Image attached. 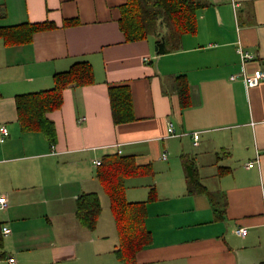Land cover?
<instances>
[{
	"label": "crops",
	"instance_id": "crops-1",
	"mask_svg": "<svg viewBox=\"0 0 264 264\" xmlns=\"http://www.w3.org/2000/svg\"><path fill=\"white\" fill-rule=\"evenodd\" d=\"M126 1L0 0V31L9 38L0 36V199L8 202L0 226L10 229L1 235V264L10 257L15 264H123L94 165L111 154L133 156L142 169L126 181L129 202L155 197L145 220L151 243L133 264H264V80L250 89L244 80L264 71V0H196L197 32L163 55L149 39L126 41ZM45 23L54 27L16 40L15 32ZM239 49L251 58L243 62ZM78 62L91 64L95 83L66 89L62 107L49 113L56 143L23 132L17 97L52 89L54 75ZM180 76L189 84L186 107ZM118 85L131 89L135 116L122 125L114 124L109 98ZM184 160L217 204L189 193ZM88 193L103 206L95 231L76 217L77 200ZM241 228L244 237L236 234Z\"/></svg>",
	"mask_w": 264,
	"mask_h": 264
},
{
	"label": "trees",
	"instance_id": "trees-1",
	"mask_svg": "<svg viewBox=\"0 0 264 264\" xmlns=\"http://www.w3.org/2000/svg\"><path fill=\"white\" fill-rule=\"evenodd\" d=\"M201 6L196 0H127L122 6L120 28L129 43L147 40L151 34H155L156 54H167L178 49L180 36L197 32V11ZM53 27L47 23L29 25L22 34L18 32L14 34L19 35L16 36V40L29 42L36 32ZM0 36L6 41L9 39L5 30L0 31ZM177 80L181 105L186 107L190 104L189 84L184 76L178 77ZM53 83V88L50 90L20 95L16 99L21 130L39 132L51 144L56 143L57 133L54 122L48 117L49 113L62 107L63 93L66 89L94 84L95 73L88 62H78L68 71L56 73ZM109 98L115 125L127 124L135 119L133 97L129 86H111ZM184 163L189 177V193H204L214 204H217L215 195L199 184L195 169H191L186 160ZM141 170L133 156L111 154L104 158L97 171V178L109 199L120 239L115 256L123 264H133L138 253L149 245L152 239L145 220L147 202L154 200L155 197L150 193L146 202H129L126 196L127 179L141 173ZM216 210L219 214L222 213L218 208ZM102 213L103 206L97 193L84 194L78 198L76 217L81 226L95 231Z\"/></svg>",
	"mask_w": 264,
	"mask_h": 264
},
{
	"label": "built area",
	"instance_id": "built-area-1",
	"mask_svg": "<svg viewBox=\"0 0 264 264\" xmlns=\"http://www.w3.org/2000/svg\"><path fill=\"white\" fill-rule=\"evenodd\" d=\"M239 54H240L243 62H246V60H249L251 58V56L248 53L244 52L242 49H239ZM244 80H245L246 87L248 89L257 87L261 83V81L264 80V71L257 70V71H255V73L252 76H248L246 73H244ZM1 130L3 133V138H1V142H4V140H5L4 138L9 135V132L5 128H2ZM168 134H169V137L175 136V127L173 124H169ZM193 138H194L196 145H197L198 140H199V133H194ZM162 157H163V159H166L167 154L164 153ZM259 163H260L259 159L257 158L256 160L250 162L247 165V168L251 169L256 165H259ZM94 165L99 167L102 165V162L101 161H95ZM7 207H8L7 200L5 197H2L0 199V211L5 210ZM9 233H10V229L8 226H4V225L0 226V235H7ZM236 234L240 237H244L247 234V230L245 228L238 229L236 231ZM1 262H2V257L0 254V264H1ZM7 263L8 264H15V259L10 257L7 259Z\"/></svg>",
	"mask_w": 264,
	"mask_h": 264
},
{
	"label": "rangeland",
	"instance_id": "rangeland-1",
	"mask_svg": "<svg viewBox=\"0 0 264 264\" xmlns=\"http://www.w3.org/2000/svg\"><path fill=\"white\" fill-rule=\"evenodd\" d=\"M161 31V30H160ZM156 35L155 34H151L150 35V37H149V40L150 41H152V42H155L156 41ZM106 202H107V204H109V202L106 200ZM109 205H106V203H104V209H105V211H104V215H103V218L104 219H107L108 217H110V214H109V207H108ZM104 225H105V222H104Z\"/></svg>",
	"mask_w": 264,
	"mask_h": 264
}]
</instances>
